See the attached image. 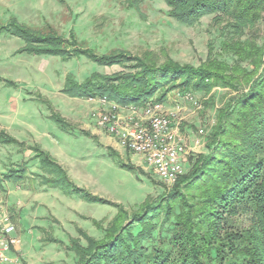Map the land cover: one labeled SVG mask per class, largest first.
Returning a JSON list of instances; mask_svg holds the SVG:
<instances>
[{"label": "rangeland", "instance_id": "374dc122", "mask_svg": "<svg viewBox=\"0 0 264 264\" xmlns=\"http://www.w3.org/2000/svg\"><path fill=\"white\" fill-rule=\"evenodd\" d=\"M212 17L205 14L192 23L182 22L171 14L166 0H0V119L9 123L24 120L45 129L51 124L53 130L41 142L72 185L102 199L87 200L70 190L66 182L46 183L45 177L49 176L39 161L30 160L28 169L24 165L26 176L32 179L6 178L2 186L18 205L10 208L7 196L1 198L16 226L20 242L13 252L21 264H77L80 250L89 247V239H104L119 207L129 215L148 200L165 199L175 184L161 182L139 155L119 147L101 132L90 118L93 102L63 92L68 79L83 82L93 74L109 75L122 66L101 64L83 53L68 58L30 53L26 37L56 34L70 44L83 43L96 55L151 53L158 56L159 62L167 57L179 65L194 67L206 60L211 44L213 56L232 63L234 58L222 54L220 45L222 33L229 27L222 32ZM256 29L261 43L264 14ZM243 65L251 68L247 63ZM187 92L191 99L186 98ZM237 93L227 87H214L205 94L178 86L167 91L163 102L176 115L188 151L187 172L198 155L208 153L207 142L217 123L218 110ZM52 111L75 126L62 130L50 117ZM108 148L135 169L120 166L108 154ZM16 152L0 145L4 166L1 178L20 162H11ZM162 219L163 212L153 220L155 229L143 243L148 249L168 245L173 225L162 223ZM222 223L228 230L239 232L249 227L250 214L240 211L227 215ZM139 229L136 224L134 232Z\"/></svg>", "mask_w": 264, "mask_h": 264}, {"label": "trees", "instance_id": "16d2710c", "mask_svg": "<svg viewBox=\"0 0 264 264\" xmlns=\"http://www.w3.org/2000/svg\"><path fill=\"white\" fill-rule=\"evenodd\" d=\"M166 1L171 14L182 22L192 23L212 14L221 31L229 27L222 33L220 45L222 54L234 58L232 63L213 56L211 44L206 60L194 67L167 57L159 62L151 53L96 55L83 43L70 44L56 34L26 37L30 53L63 58L83 53L101 64L123 67L109 75L93 74L83 82L68 79L63 92L72 97H106L121 105H142L150 99L163 101L167 91L176 86L204 94L214 87L238 92L218 110L208 153L197 156L166 198L148 200L129 215L119 207L104 239H89L77 264H264V40L258 43L256 29L264 14V0ZM157 90L160 92L152 98ZM50 117L62 130L75 126L55 111ZM0 143L32 150L49 176L46 183L66 182L85 199L102 201L72 185L65 170L38 144L21 143L5 130H0ZM107 150L120 166L135 169L123 163L116 151ZM25 175L23 167L10 168L2 178L24 179ZM240 211L250 214L249 227L239 232L225 228L223 218ZM161 212L162 223L173 225L168 245L148 249L143 243L151 237L153 220ZM136 224L140 229L134 232Z\"/></svg>", "mask_w": 264, "mask_h": 264}, {"label": "built area", "instance_id": "2783aa9c", "mask_svg": "<svg viewBox=\"0 0 264 264\" xmlns=\"http://www.w3.org/2000/svg\"><path fill=\"white\" fill-rule=\"evenodd\" d=\"M186 98H192L190 92ZM88 100L95 103L90 118L96 127L119 147L139 155L161 182L171 185L185 172L188 151L176 115L163 101L121 105L106 97ZM15 233L16 226L0 196V264H21L13 252L20 242Z\"/></svg>", "mask_w": 264, "mask_h": 264}, {"label": "crops", "instance_id": "0c3cea01", "mask_svg": "<svg viewBox=\"0 0 264 264\" xmlns=\"http://www.w3.org/2000/svg\"><path fill=\"white\" fill-rule=\"evenodd\" d=\"M89 101H91V100H89ZM91 102H93V101H91ZM37 126L34 123L24 121V120H14L13 122L9 123L8 120L0 119V130H5L11 137L15 138L16 140H18L21 143H25L26 145L38 144L42 149L48 151L49 149H47L45 147V145L43 144V142H41V141L43 138L49 137V131L53 130V126L50 124L49 129L37 128ZM54 130H55V128H54ZM107 138H109V137H107ZM0 145L4 148H7L10 151H12L13 148H14L15 152L17 151L16 152V158L11 156L12 157L11 162H14L15 160L20 159V162L18 164H15L12 166V168H14V169H17L20 167L26 168V167H24V165L27 166V169H28V167L30 165V160H32L33 162H38L37 158H36L37 160H33V159H35L34 152L28 148L23 149L20 146L15 145V144L0 143ZM26 161H27V163H25ZM1 169L3 171L4 166H3L2 162L0 161V170ZM27 174H29V173H27ZM0 175H1V171H0ZM32 176L33 175L31 174L30 177H32ZM11 179H14V178H11ZM24 179L30 180L32 178L29 179L26 176ZM14 180H22V179H14ZM4 181H5V179L4 180L2 179L0 182V196L1 195L7 196L6 203H7L8 207L10 206V208H12V205L16 207V205H18V203L17 204L13 203V201L10 197L11 196L10 193L5 188H3V186H2ZM16 220H19V211H18V216H16Z\"/></svg>", "mask_w": 264, "mask_h": 264}]
</instances>
